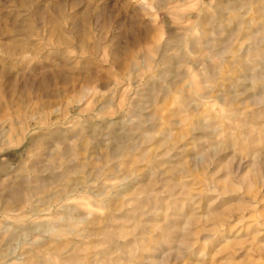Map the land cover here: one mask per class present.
<instances>
[{
	"label": "rangeland",
	"instance_id": "obj_1",
	"mask_svg": "<svg viewBox=\"0 0 264 264\" xmlns=\"http://www.w3.org/2000/svg\"><path fill=\"white\" fill-rule=\"evenodd\" d=\"M260 56L264 0H0V264H264Z\"/></svg>",
	"mask_w": 264,
	"mask_h": 264
},
{
	"label": "bare ground",
	"instance_id": "obj_2",
	"mask_svg": "<svg viewBox=\"0 0 264 264\" xmlns=\"http://www.w3.org/2000/svg\"><path fill=\"white\" fill-rule=\"evenodd\" d=\"M229 5V4H228ZM260 49V48H259ZM260 52H262V51H260ZM261 54V53H260ZM258 56V55H257ZM260 59H264V57H259ZM204 127V126H203ZM24 181V180H23ZM35 189V188H34ZM17 190V189H16ZM50 260V259H49Z\"/></svg>",
	"mask_w": 264,
	"mask_h": 264
}]
</instances>
